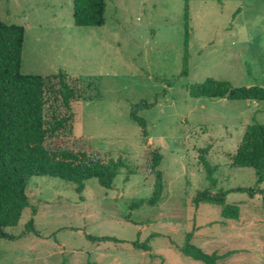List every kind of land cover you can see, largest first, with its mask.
Returning a JSON list of instances; mask_svg holds the SVG:
<instances>
[{"label": "rangeland", "instance_id": "rangeland-1", "mask_svg": "<svg viewBox=\"0 0 264 264\" xmlns=\"http://www.w3.org/2000/svg\"><path fill=\"white\" fill-rule=\"evenodd\" d=\"M104 2L103 25L77 26L73 0H0V21L25 28L21 73L63 70L87 89L73 105L69 143L122 155L127 164L113 188L92 178L81 195L65 180L33 176L27 193L36 213L26 208L16 226L5 228L13 238H0V264H202L180 250L190 232L207 252H232L218 264H264V181L257 183L252 168L230 166L245 126L264 124V101L189 94L206 77L264 87V0ZM186 18L190 59L182 76ZM154 98L153 108L139 112L143 136L131 107ZM201 148L220 167L212 190H232L226 202L237 207L236 218L194 203L210 183L198 161ZM153 151L163 156L154 170ZM157 171L159 203L131 208L152 195ZM253 187L263 193L235 190ZM31 218L35 232L26 230Z\"/></svg>", "mask_w": 264, "mask_h": 264}, {"label": "trees", "instance_id": "trees-1", "mask_svg": "<svg viewBox=\"0 0 264 264\" xmlns=\"http://www.w3.org/2000/svg\"><path fill=\"white\" fill-rule=\"evenodd\" d=\"M104 0H73V21L77 26H101L104 23ZM25 28L21 25L0 21V238H13L5 228L18 224L23 211L31 205L27 186L33 176H48L65 180L74 185L81 195L85 183L94 178L107 189L113 188L118 171L126 167V158L110 152L98 153L85 146L70 144L73 134V105L86 97L87 89L77 76L63 70L42 76L21 73ZM189 30L186 18L185 44L182 56L181 75L189 73ZM90 90V89H89ZM192 98L211 100L264 101V87L259 84L234 86L227 80L206 77L189 86ZM157 103L141 100L131 107L130 118L147 135L146 121L139 112L153 108ZM208 148L199 150L198 161L205 170L209 188L197 193L194 203L208 202L219 206L224 217L236 218L237 207L226 202L232 190H212L217 179L215 172L220 168L207 158ZM163 156L158 151L150 153L151 167L160 165ZM232 168H252L257 183L264 181V124L248 123L235 151L230 155ZM255 188V189H254ZM163 190L162 175L156 172L154 190L150 197L135 201L131 208L159 203ZM237 192L263 193L253 188H237ZM34 231L33 218L26 227ZM188 233L181 252L202 264H218L232 252L223 254L207 252L192 242ZM94 241H116L115 237H89ZM138 248L149 250V245L137 243ZM64 264V263H62Z\"/></svg>", "mask_w": 264, "mask_h": 264}]
</instances>
